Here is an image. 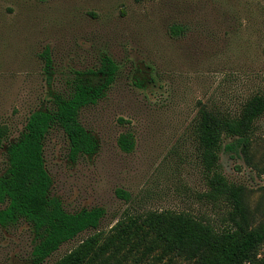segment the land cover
Masks as SVG:
<instances>
[{"label": "rangeland", "instance_id": "rangeland-1", "mask_svg": "<svg viewBox=\"0 0 264 264\" xmlns=\"http://www.w3.org/2000/svg\"><path fill=\"white\" fill-rule=\"evenodd\" d=\"M105 59L116 68L111 80L100 69ZM80 82L102 86L78 115L94 151L71 157L59 126L43 141L49 194L63 209L100 208L102 230L126 213L165 209L222 225L228 206L206 195L193 125L201 105L237 113L264 93V0H0V175L30 113L52 108ZM231 140L223 138L218 170L245 187L251 217L264 220V113L252 164L225 147ZM95 230L35 263L31 227L23 219L0 224V264H53ZM142 263L192 264L153 256Z\"/></svg>", "mask_w": 264, "mask_h": 264}, {"label": "trees", "instance_id": "trees-1", "mask_svg": "<svg viewBox=\"0 0 264 264\" xmlns=\"http://www.w3.org/2000/svg\"><path fill=\"white\" fill-rule=\"evenodd\" d=\"M137 2L143 0H135ZM107 80L116 70L110 59L103 66ZM102 86L77 83L67 97H56L50 109H36L25 123V131L6 149V170L0 175V224L23 219L34 233L31 256L35 263L55 251L80 232L96 229L53 264H121L132 257V264L148 257L157 260L179 258L192 264H256L264 245V220L255 221L244 199L245 187L227 180L218 170L219 151L234 148L248 164L251 161L255 121L264 113V93L247 98L237 113H222L201 105L193 132L198 155L206 173L207 197L227 207L223 224L185 211L147 210L126 213L106 230L97 229L102 210L91 208L76 213L65 211L58 199L49 194L51 178L45 167L43 141L53 126H59L69 143V155L92 153L94 138L79 122V111L95 102ZM7 133L0 127V145ZM125 147V136L119 138ZM154 252H157L154 253Z\"/></svg>", "mask_w": 264, "mask_h": 264}]
</instances>
